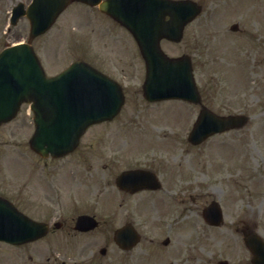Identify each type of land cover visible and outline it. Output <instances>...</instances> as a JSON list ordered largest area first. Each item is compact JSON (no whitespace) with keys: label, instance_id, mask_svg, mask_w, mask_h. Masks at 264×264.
I'll return each mask as SVG.
<instances>
[{"label":"rangeland","instance_id":"1","mask_svg":"<svg viewBox=\"0 0 264 264\" xmlns=\"http://www.w3.org/2000/svg\"><path fill=\"white\" fill-rule=\"evenodd\" d=\"M19 1L28 3L30 0H0V51L9 44L28 38L29 24L26 19H22L18 26L6 33L8 12ZM98 15L100 14L97 9L74 4L61 16L53 30L47 36L38 38L35 45L47 72L55 75L79 56V51L73 48L72 39L74 33L79 34L83 29L89 38L86 42L89 43L86 45L82 40L81 44L87 49L94 47L95 50L94 53L87 51L83 54L90 59H96L102 67L114 66L117 74L126 76L122 80L128 94L125 110L114 124L99 125L100 127L97 125L89 130L83 140L84 162H79L87 165L92 157L89 156V161H85V154L94 146L105 147L100 157L95 160L99 166L98 178L108 186L104 188L100 185L102 193L98 197L97 216L101 221H105L111 217L107 208L111 198L118 196L111 192L113 189L107 184L109 176L117 175L126 167L135 164V156L127 158V151L130 153V149L124 143L126 136L135 134L141 138L144 132H153V135L160 136L164 143L169 141L168 147L174 148L169 151L175 160L181 159L186 163L187 155L182 151L189 147L186 138L198 112L182 101L152 105L144 102L135 93L145 77V64L135 40L129 32L114 26L105 18H97ZM234 23L239 25L236 32L230 30ZM91 35L95 37L90 38ZM162 46L171 56L184 53L193 56L197 82L205 95H212L208 100L212 108L219 113L243 111L251 116L250 123L244 129L212 138L202 147L201 152L206 153L215 148L224 151L225 147L235 146L237 141L242 144L253 168L249 167L244 173L243 188L237 193L238 198H234L243 197L238 201V206L234 208L229 203L227 205L233 212L231 214L228 211L229 219L257 212V203L264 204V151L259 147L264 138L252 136V133L264 135V0H207L205 15L187 28L183 42L173 44L164 41ZM227 61L231 63L226 64ZM33 132L34 124L27 104L23 105L15 120L0 128V194L31 215L32 203H40L47 179L56 171L43 165L31 152L28 142ZM106 135L120 136V142L111 141L110 144L102 145L101 141ZM148 146L149 143L143 144L145 148ZM201 152L199 154L203 155V158L197 156L198 163L194 167L197 170L202 168L198 170L199 179L202 181L205 171L213 168V164L215 168L217 166L213 158L211 159L212 155L207 157ZM151 157L152 152H149L144 159L148 162ZM167 158L172 161L171 157ZM166 165L163 164V169ZM105 166L107 170L103 168ZM33 175L37 177L36 182L31 180ZM200 184L199 189L203 191L213 192V189L220 188L224 190L222 183L213 182L210 177L203 179ZM251 187L257 188L258 196L255 198L247 193ZM83 188L82 196L73 198V201L85 208L92 203L90 194L87 199V191L95 187ZM148 203L152 204L150 201ZM122 210L124 215L110 219L108 225L102 226L89 236L75 238L68 236L65 231H59L35 244L13 247L0 243V264H164L166 258L168 259L175 250L174 246L164 249L156 244L143 242L138 249L127 254L110 243L113 230L122 224L121 218H146L138 216L135 210L128 215L126 206L118 212ZM71 214L72 212H67L68 216ZM151 214L154 217L149 215L151 219H148L144 229H152V235L159 232L160 234L154 237L159 240L163 235L162 227L155 213L151 211ZM255 215L254 218L257 219L258 213ZM229 219H226L222 229L208 230L207 236L201 234L195 238L196 247L192 246L194 237L190 240L187 235L176 236L173 245H177L182 255L189 256L194 248V260L186 264H216L220 259H227L231 264H250V254L244 247L242 236L230 228L232 224ZM261 220L264 222V216H261ZM260 227L264 231V224ZM177 231L182 234L181 229ZM209 235L213 236L212 239H209ZM102 247L108 248L106 256L99 254Z\"/></svg>","mask_w":264,"mask_h":264},{"label":"water","instance_id":"2","mask_svg":"<svg viewBox=\"0 0 264 264\" xmlns=\"http://www.w3.org/2000/svg\"><path fill=\"white\" fill-rule=\"evenodd\" d=\"M69 1L36 0L28 11L32 23L31 37L45 31L56 15L41 20L38 14L51 13L58 8L60 11ZM85 1L90 4L100 2ZM101 9L125 24L138 40L150 70L147 91L157 92L158 98L197 99L187 59L170 60L159 48L162 37L181 38L183 26L196 13L192 3L107 0L101 4ZM167 15L171 17L169 22H165ZM23 100L35 101L37 133L32 140L33 147L41 152L62 153L76 144L88 125L109 117L121 97L111 81L81 62L56 78H46L32 48L25 44L8 48L0 54V123L10 119ZM202 118L196 133L202 132L205 123L213 128L227 127L234 122L232 118H219L209 111ZM36 228L8 201L0 198V240L26 242L37 237ZM248 245L255 254L254 264H264V244L249 238Z\"/></svg>","mask_w":264,"mask_h":264},{"label":"flooded vegetation","instance_id":"3","mask_svg":"<svg viewBox=\"0 0 264 264\" xmlns=\"http://www.w3.org/2000/svg\"><path fill=\"white\" fill-rule=\"evenodd\" d=\"M43 215H44L46 218H51V214H50L49 212H44ZM61 227H68V225H67L66 222H63ZM70 227H73V226H70ZM53 231L57 232L56 229H53Z\"/></svg>","mask_w":264,"mask_h":264}]
</instances>
